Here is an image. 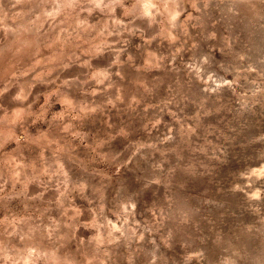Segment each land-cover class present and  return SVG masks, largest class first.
<instances>
[{"label": "rangeland", "instance_id": "374dc122", "mask_svg": "<svg viewBox=\"0 0 264 264\" xmlns=\"http://www.w3.org/2000/svg\"><path fill=\"white\" fill-rule=\"evenodd\" d=\"M0 264H264V0H0Z\"/></svg>", "mask_w": 264, "mask_h": 264}]
</instances>
